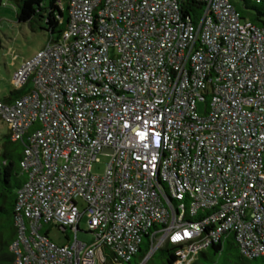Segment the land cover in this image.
Returning a JSON list of instances; mask_svg holds the SVG:
<instances>
[{"label": "built area", "instance_id": "obj_1", "mask_svg": "<svg viewBox=\"0 0 264 264\" xmlns=\"http://www.w3.org/2000/svg\"><path fill=\"white\" fill-rule=\"evenodd\" d=\"M188 1L69 0L63 34L15 70L30 87L0 101L11 139L30 135L15 264H129L145 236L139 264L168 243L195 264L230 235L264 257V28L229 0H195L193 19Z\"/></svg>", "mask_w": 264, "mask_h": 264}, {"label": "trees", "instance_id": "obj_2", "mask_svg": "<svg viewBox=\"0 0 264 264\" xmlns=\"http://www.w3.org/2000/svg\"><path fill=\"white\" fill-rule=\"evenodd\" d=\"M17 20L20 23H33L35 21H45V25L40 27L49 32L55 38H59L67 28L69 21L68 4L61 8L59 0H14ZM241 13L243 19L252 21L254 24L264 28V0L258 3L256 0H229ZM2 3V0H0ZM185 12L198 18L203 3L192 0L184 3ZM26 92L25 88L12 89L9 96L4 100L11 101L22 96ZM31 134V132H30ZM30 135L25 136L20 141H13L10 134L5 136L0 149V214L8 213V233L0 231V264H15V256L10 246L17 235L15 224L16 206L18 201V190L27 180V174L21 166L23 153L29 145ZM202 213H199V216ZM44 230V229H43ZM44 232V231H43ZM49 231H45L48 234ZM66 234L68 233L65 232ZM66 238H70L67 234ZM150 237L145 236L139 253L132 262L139 263L150 247ZM177 246L168 243L161 251V264H172L176 259ZM159 252V251H158ZM157 252V253H158ZM155 254V256L157 255ZM108 258L112 261V254L108 253ZM200 259L195 264H264V257L248 260L239 251L233 236L223 239L218 244H213L207 253L200 254ZM233 258V260H231ZM108 264H113V262ZM201 261V262H200ZM132 262H129L131 264Z\"/></svg>", "mask_w": 264, "mask_h": 264}, {"label": "rangeland", "instance_id": "obj_3", "mask_svg": "<svg viewBox=\"0 0 264 264\" xmlns=\"http://www.w3.org/2000/svg\"><path fill=\"white\" fill-rule=\"evenodd\" d=\"M63 1L65 4L69 2V0ZM40 25L44 26L45 21H35L33 23L18 22L14 0H2V3H0V101L9 96L12 89H15L12 79L15 70L20 66L21 62L33 56L51 38L49 32L42 29ZM25 89L27 92L30 87L27 86ZM7 134H9L8 124L0 115V149ZM108 161V158L102 157L101 162L95 164L94 172L102 175ZM8 219V213L2 212L0 214V231L5 230L8 233ZM87 229V216H84L80 222L78 237L80 240L90 242L93 238L90 233L86 232ZM49 230L50 237L59 244H64L68 241L66 238L67 234L74 238V232L71 229H69L66 234L55 227L46 225L43 231ZM165 247L160 250H163ZM160 250H158L159 252L153 257L149 264L162 263V253ZM231 260H233V258H231ZM131 264L139 263L132 262Z\"/></svg>", "mask_w": 264, "mask_h": 264}, {"label": "crops", "instance_id": "obj_4", "mask_svg": "<svg viewBox=\"0 0 264 264\" xmlns=\"http://www.w3.org/2000/svg\"><path fill=\"white\" fill-rule=\"evenodd\" d=\"M208 250H209V249H208ZM208 250H206V251H205V252H203V253H207V252H208ZM201 254H202V253H201ZM200 256H201V255H199V257H198L197 261L200 259ZM197 261H196V262H197ZM200 262H201V261H200Z\"/></svg>", "mask_w": 264, "mask_h": 264}]
</instances>
